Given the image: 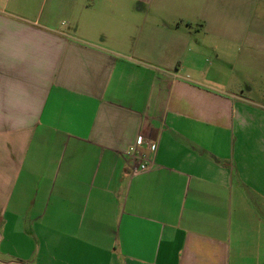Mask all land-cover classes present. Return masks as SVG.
<instances>
[{"label":"crops","instance_id":"obj_1","mask_svg":"<svg viewBox=\"0 0 264 264\" xmlns=\"http://www.w3.org/2000/svg\"><path fill=\"white\" fill-rule=\"evenodd\" d=\"M0 264H264V0H0Z\"/></svg>","mask_w":264,"mask_h":264},{"label":"built area","instance_id":"obj_2","mask_svg":"<svg viewBox=\"0 0 264 264\" xmlns=\"http://www.w3.org/2000/svg\"><path fill=\"white\" fill-rule=\"evenodd\" d=\"M156 151L157 143L139 136L135 144L125 153L128 159L134 161V164L128 165L130 174L135 176L149 172L154 167V155Z\"/></svg>","mask_w":264,"mask_h":264},{"label":"rangeland","instance_id":"obj_3","mask_svg":"<svg viewBox=\"0 0 264 264\" xmlns=\"http://www.w3.org/2000/svg\"><path fill=\"white\" fill-rule=\"evenodd\" d=\"M211 63H213V60L210 59V58H208V59H207V64H211Z\"/></svg>","mask_w":264,"mask_h":264}]
</instances>
